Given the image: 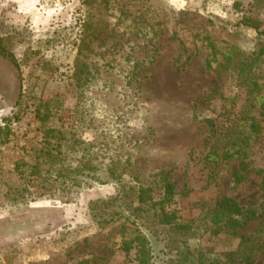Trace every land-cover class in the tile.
<instances>
[{
	"label": "rangeland",
	"instance_id": "rangeland-1",
	"mask_svg": "<svg viewBox=\"0 0 264 264\" xmlns=\"http://www.w3.org/2000/svg\"><path fill=\"white\" fill-rule=\"evenodd\" d=\"M241 21L264 30V0H0V264H139V233L149 264H223L243 237L264 264V39ZM253 121L246 157H206ZM139 188L168 218L123 208ZM223 196L256 218L223 227Z\"/></svg>",
	"mask_w": 264,
	"mask_h": 264
},
{
	"label": "trees",
	"instance_id": "trees-1",
	"mask_svg": "<svg viewBox=\"0 0 264 264\" xmlns=\"http://www.w3.org/2000/svg\"><path fill=\"white\" fill-rule=\"evenodd\" d=\"M240 23L244 27H249L253 29L258 37L264 39V30L260 28L258 23L246 21H241ZM0 41V56L4 59H7L16 66L17 63L13 54L6 49L4 44H2L1 38ZM237 53L238 49L236 47L228 46L227 48H225V59L227 61H233L237 57L235 63L240 66V64H243V62L241 61L240 53ZM242 69L245 70L244 66H242ZM249 72L250 69L246 70V73L244 74L247 76ZM253 74L254 71L251 72V75ZM253 93V90L252 92H249V94ZM2 120L6 121L5 118H3ZM238 122L227 125L224 133L223 130L218 132L217 134L215 132L213 142L206 155V157L210 161L218 162L234 157L243 158L247 156V150L250 148V145L252 143L251 140L253 139L252 133H257L260 128L253 121L249 125V132H247L246 128H244V125L242 126ZM1 133L4 138L3 142H5L9 135L8 128L2 129ZM131 191H133V188H128L126 192ZM165 191L167 198H170L173 195V185L169 182H166ZM120 197L121 192L119 191V193L113 198H109L107 200L91 201L89 208L93 212V217L99 219L103 216V214L101 213L102 210H100L99 213L95 211L97 205L112 207V205H114L115 202L120 199ZM121 205L125 209H133L132 211L134 213L138 211H146L148 213L150 210H153L154 207H156V203L152 202V197L148 193H146V190L144 188L138 189L134 200L128 201L126 199H123ZM214 211L217 213L218 216H222L223 219L226 221L224 222L223 227H229L231 229H237L238 227L245 226L250 221L256 218V210L253 207H245L241 205L238 201L226 196L220 197L216 201ZM114 213L117 215L118 212ZM152 215L154 218L161 217L162 220L163 217L168 218L167 214H164L161 208L154 209ZM162 220L161 222H158V224L162 225V233H165L166 235H168L169 233V235L176 236L186 235V229L188 228L187 225L170 222V220L162 222ZM158 224H155L156 229L158 228ZM167 239V242L170 243L173 247V243H175L176 240L171 236H167ZM247 241L248 240L244 237L241 238L239 248L236 251L229 253L228 256H225V258H223V264H253L251 261L252 253L249 252V246L247 244ZM134 246H136L137 253L139 255V264H149V261L151 259V248L149 247V243L146 237L139 233L134 236L131 240H129V242H125L122 247L123 250L127 253L129 249ZM187 262L188 260H186V258H182V260H179V264H187ZM213 262L219 261L216 259L213 260Z\"/></svg>",
	"mask_w": 264,
	"mask_h": 264
}]
</instances>
